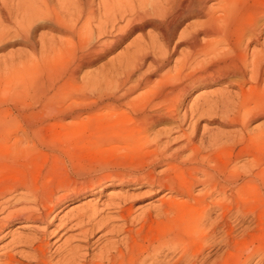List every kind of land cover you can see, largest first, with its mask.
<instances>
[{"label":"bare ground","instance_id":"1","mask_svg":"<svg viewBox=\"0 0 264 264\" xmlns=\"http://www.w3.org/2000/svg\"><path fill=\"white\" fill-rule=\"evenodd\" d=\"M0 4L3 20L14 24L13 37L19 36L20 41L35 52L33 59L40 58L41 64L60 63L62 68L66 64L61 61L69 64L62 82L50 71L48 85L41 81L46 75L43 79L31 77L32 81L37 80H34L35 84L41 83L35 85L31 81L36 88L55 87L52 92H41L43 100L40 96L35 97V100L41 99V103L37 110L30 109L31 104L29 109L32 111L28 109L27 112L30 117L20 111L19 115L27 114L25 117L31 119H35V114L56 115L61 121L67 116L78 118L80 108L67 109L73 104L72 100H68L70 103L65 107L63 104L64 97L67 99L70 95L71 99L70 93L76 85L67 88L65 84L77 83L83 67L104 57L136 30L152 26L158 32L157 35L148 33L146 40L137 36L125 46L122 54L116 56V61L115 58L109 60L110 67L106 72L100 70L99 77H87L85 81L81 80L82 86L77 84L84 88V91L78 90L81 93L77 95L80 96L77 103H87L90 114L104 110L96 112L99 118L93 133L96 144L112 149L123 147L139 159L143 154H151L149 159L146 156L148 161L141 160L146 158L142 156L140 164L130 167L106 166L103 167L107 169L105 172L73 184L38 179L35 182L23 179L0 183V234L16 221L31 227L33 234L45 236L46 230L38 227L49 224L52 212L60 204L77 200L84 194H96L111 185H145V193L150 192L149 195L165 191L155 199L156 204H146L135 215L133 195H109L104 207L115 209L114 217L102 215V210L88 199L81 206L72 208L71 216L55 227L59 231L68 225L69 230L74 228L76 232L71 237L78 238L82 245H69L64 240L53 251V259L44 237L18 236L11 243L16 246L26 244L30 252L3 251L0 264H227L224 253L229 251H218L221 246L227 250L236 241L243 242L242 237L238 239L239 235L246 239V236L263 234L264 0H0ZM194 17L200 20H191ZM1 24L0 21V28ZM182 24L184 26L178 31ZM9 34L0 29V41L8 40ZM181 44L187 48L182 57L172 68L169 66L161 72L159 79L151 85L150 75L160 71ZM146 58H150L148 67H152V71H141ZM57 66L54 65L60 69ZM20 70L15 71L17 77L19 73L27 72ZM25 78L21 77L23 82ZM213 84L225 87L209 94L201 91L189 105L180 109L190 91ZM233 86L236 90L232 92L228 88ZM23 89L20 93L15 86L14 92L10 91L13 95L18 91L19 95L24 94L26 89ZM138 90L141 91L137 94ZM74 93L73 96L77 94ZM59 96L63 106L58 102ZM72 99L76 100L75 97ZM187 118L195 120L191 122ZM31 119H26L27 127L20 126L26 137L30 135L36 141L40 132L45 131V125L38 118L37 121L44 125L40 128L41 123ZM202 119L217 121L228 131L216 132L202 126L203 131L197 138V127ZM186 121L191 128L188 133L183 129ZM255 122L259 123L252 125ZM56 124L60 126V123ZM163 124L167 127L156 128ZM171 133H180L173 137L179 139L175 146L169 139ZM206 133L209 136L205 138ZM25 136L22 139L28 140ZM26 140L23 142L27 143ZM66 140H71L68 133L63 134V141ZM149 147L152 150L148 149V154L144 148ZM158 167L161 169L157 170ZM173 193L178 198L167 196ZM215 210L217 214L213 218L211 212ZM115 218L120 220V225L113 224ZM236 228L239 229L234 232ZM97 234L100 235L93 240ZM258 238L256 243H260L257 246L262 250L258 255L259 250H255L257 257L253 264L264 263V243L260 241L264 236ZM98 241L100 243L90 249ZM250 241L244 240V246ZM236 243L239 246V242ZM229 253L231 259H226L232 264ZM251 254L243 255L242 259L234 256L240 259L238 264H248Z\"/></svg>","mask_w":264,"mask_h":264},{"label":"rangeland","instance_id":"2","mask_svg":"<svg viewBox=\"0 0 264 264\" xmlns=\"http://www.w3.org/2000/svg\"><path fill=\"white\" fill-rule=\"evenodd\" d=\"M0 6H1V4H0ZM0 17H1L0 21L2 23L1 24L2 27L0 28L1 31H4V33H7L9 31L10 34L7 36H9V37L12 36L11 40L9 37H7L6 39H8V40L0 41V46H1L0 47V60L2 61V62L0 61V111H1L0 114H3V115H0V117H1L0 121L2 122V123L0 122V125H1L0 136L5 133L4 135H2L5 137H3V138H2V136L0 137V183L21 181L23 179H29L33 182H35V180L36 181L44 180L46 182L63 181L64 183L66 182V183H72L73 184L75 181H77V182L81 181V180L86 179L87 177H89L93 174H99L100 172L107 170V169H103V167L106 168V166L109 168L114 167V166H116V167H119V166L120 167H122V166L130 167V165H133V164H140V159L142 158V156H144V154L139 159V158H136L135 156H133L127 149H125L123 147H116V148L112 149V148H109L107 146L101 145L99 143L96 144L97 141L95 139H93V133H95V129L99 124V118H98V114L96 112L100 113V112H104V110H95L90 114L89 111L87 112V110H88L86 108L87 103L86 104L85 103H83V104L77 103L76 101H78L80 99V96H77V95L81 93L80 91H79L80 92L79 93L78 90L84 91V88L83 89H82V87L80 88L79 86H77V84L82 86L83 82L81 83V80L83 79V81H85L87 79V77L88 78H91V77L94 78V75H95V77H99V75H101L102 72H106L107 68L110 67L109 60L111 59L110 60V62H111L115 58V61H116V59H117L116 56L123 53L122 51H124L125 46L130 41H132L137 36H141L146 40L148 33L153 34V35H157L158 34L157 30L155 28H153L152 26H145L142 30H136L135 32L128 35L127 38L123 42L118 44L111 52L106 54L104 57L100 58L99 60H97L96 62H94L93 64H91L89 66L83 67L80 70V74L77 78V83L65 84V86H67V88H71V85H74V86L76 85L75 86L76 88H74V86H73L72 90L74 88V90L77 94L74 93V90L72 91L70 89L72 92L71 91H69V92H71L70 94L72 97H71V99L69 97L70 95L67 96L68 97L67 99H66V97H64L63 98V101H64L63 104L65 103L64 104V107H65V105L66 104L68 105V103H70L69 101L72 100L73 104L71 103V105H69V107H67V109H75L76 110L77 108H80V110L77 109V110H79V117L78 118L73 119V118L67 116L68 119L65 117L64 120L61 121V120H58V118H57L58 116H56V115L53 116V115L35 114L34 115L35 119L34 118L31 119L32 117L26 118L28 116L30 117V114H29L30 112L29 113H27V112H28V109L30 108L31 104L33 106H31L30 109L37 110L40 107V103H41L40 101L42 99L41 95H43L42 91L52 92L55 90L54 89L55 87L49 88L47 90V88H48L47 87V85H48L47 76L49 74L48 71L52 72L56 76L54 78L57 81H59V78H60L59 82H62L63 80L61 81V79L62 78L64 79V77L66 76L65 75L67 72L66 68H68L69 64H67L66 61H61V63L64 62L66 64V65H64V66H66V67H64L65 68L64 69V68H62L63 65L61 66L60 63H56V64L53 63L56 66H57V64H59L58 66H60V69H62V70L64 69V71H62V70L54 67V65L51 64V62L50 63L44 62L43 64H41L40 61H42V60L40 58H38L36 54H35V56H36L35 58H38V60L33 59L35 52L32 51L28 45L23 44V42L20 41L19 36H16L15 37L16 39L13 37V30H14L13 22L3 20L2 16H1V12H0ZM194 19H196V18L195 17L191 18V20H194ZM197 20H200V19H196V21ZM183 26H184V24H182L178 28V31H180V29H182ZM8 27H10V28H8ZM7 28H8V30H7ZM11 31H12V33H11ZM37 32H40V31L37 30ZM12 38H14V39H12ZM174 39L172 41H170V43H171L169 46L170 49L173 46V42L175 41ZM253 46L254 45L252 44L251 47H253ZM186 50H187V48L185 47V45L181 44L180 46H178L177 49L174 50L175 52H173L171 54L169 62H167V64L160 71L150 75V78L152 79L151 85H153L159 79V75L161 72H163L165 69L169 68V66H170V68H172L173 65L175 64V61L179 60V58L182 57V54H183L182 52H185ZM5 57H7L9 59L11 57V59L9 61H7V59ZM4 58L6 59V60H4V61H6V63L3 61ZM16 58H17V60H16ZM25 58H26V60H25L26 63L24 62ZM11 60H12V62H11ZM33 60H35L36 62ZM149 61H150V58H146V60L144 62V66L142 67L141 71H145V70L146 71H152L153 70L152 67L151 68H149L150 66L148 67ZM53 62H59V61H53ZM35 63L39 65V67H38V65H36V67H38V68L35 67ZM48 63L51 65H49ZM3 64H5V66H3ZM11 64H13V65L11 66ZM9 65L11 67L10 69H9ZM33 67L35 68V70H33ZM16 68L18 70L23 69L24 73L26 70L27 74L26 73L24 74V75H26L25 76L26 78L24 77V75H21V73H19L18 77H17L15 73L18 70ZM40 68H41V72H40ZM44 68L46 69V71ZM42 71H43V73H42ZM98 71H100L101 73L100 72L98 73ZM88 74H89V76H88ZM57 75H59V77ZM22 76H23V78H25L24 82L21 79ZM35 76L39 77L40 79H43V77L45 76L46 78H44L41 81L44 85H45V83L43 81H45L47 85L45 87L43 86V88L39 87V86H37V88H36L35 85L38 83L39 84H41V83L38 81L35 84V81H37L35 79L36 78ZM31 77H35L34 78L35 81L34 80L32 81ZM31 81L35 85H33L31 83ZM20 84L22 85L21 88L19 86ZM42 85H40V86H42ZM15 86H16L17 90H21L20 93L23 92L22 91L23 88L26 89V91L23 89L24 94L18 95L19 92L17 91L18 93L15 92L14 93L15 95H13V92L15 91V89L13 91V88H15ZM222 87H225V86L223 84H213L211 86H207V87H201L200 86V87L193 89L187 95L186 99L184 97L183 104H181L180 109L182 108V106L184 107L185 105H189V102L192 99H194L195 96L197 94H199L201 91H204L203 93L209 94L212 91L222 89ZM3 89H5L8 92L3 91ZM63 89L66 90V87H63ZM228 89L233 92L234 90H236V87L233 86V87H230ZM10 90H12L13 92ZM68 90L69 89H67V91ZM140 91L141 90H138L136 93L138 94ZM35 92H37V94ZM72 93H74V95L75 94L76 95L73 96ZM136 93L134 95H136ZM39 96L41 99L37 100V98H36V100H35V97H39ZM74 97L76 98V100L72 99ZM58 98L60 100L58 102L59 103L61 102V106H63L62 100L60 99V96ZM36 101H38V102H36ZM34 102H36V103H34ZM76 103H77V105H76ZM83 105H84V107H82ZM70 106L72 108H70ZM19 108H23L24 110L23 109L20 110ZM18 109H19V111H18ZM30 109H29V111H32ZM20 111H21V113L26 112L28 114V116H27V114L19 115ZM4 115H6V117ZM22 115L24 116L25 120H23L24 118H22L23 117ZM15 117L16 118L20 117V118L15 119ZM47 117H49V118H47ZM7 118H8V120H7ZM38 118H40L42 120H40ZM26 119L27 120L31 119L34 121L40 120L45 126H47V127H45L44 125H42L41 122L37 121V124L41 123V125H42V126L39 125L40 128L41 127L43 128V126H44L43 129H45V131L40 132L41 136L39 135L40 137H37V138H39L38 140L33 141V140H35V137H30V135L28 137H26L24 135L25 131H23L24 128H22V126L27 127L25 125V123L27 121ZM187 119L191 120V122H193L195 120L194 118H187ZM4 120H7V121H4ZM3 122H5V123L3 124ZM55 122L58 124L60 123V126L57 125ZM62 122H63L62 125H64L63 127H61ZM17 123H20V124H17ZM256 123H259V122H255L252 125H255ZM21 124H23V125L20 126ZM49 124H51V127ZM54 124H56V125H54ZM188 125H189V121H186V123L183 125V129L186 132L187 131L190 132V130H191L190 126H188ZM202 126L209 129V130H214L216 132H218V131L223 132L227 129L226 127L219 125L217 123V121L207 122V119H202L199 121V124L197 127V134H198L197 138H198L199 134L203 131ZM161 127L165 128L167 126H166V124H163V125L157 126L156 128L161 129ZM2 128H3V130H2ZM11 128H12V131H10ZM18 130H21V131H18ZM39 130H42V129H39ZM1 131H3V133ZM214 131H211V132H214ZM226 131H228V130H226ZM21 132H22V134L19 135V133H21ZM44 132H45L44 135H45L46 139L42 136ZM89 132H91V133H89ZM15 133H16V137H15ZM65 133L69 134L71 140H69V141L66 140L65 142L63 141V134H65ZM10 134H12V136L9 137L8 135H10ZM76 134H78V135H76ZM89 134H92V135L89 136ZM178 134H180V133H171L169 135V139H171V143L174 146L179 143V139L174 140V138H173V137L179 136ZM21 135L25 136L24 138H29V139L23 140L22 139L23 137ZM208 136H209V134H207V133H206V135L204 134L205 138ZM42 137L45 139L46 142H44ZM18 138H19V140H22V141L21 142L18 141ZM32 138H33V140H32ZM6 139H8V140H6ZM9 140H11V141L9 142ZM25 140H26V142L27 141L28 142L27 143L23 142ZM15 141H18V142H15ZM198 141L199 140L197 139V142ZM11 142H13V143L11 144ZM33 142L35 144H33ZM146 147H148V145H146ZM150 148H152V147L144 148V152L148 153L150 150H152ZM148 149H150V150H148ZM150 153H152V152H150ZM150 155H148V156L151 157ZM146 156H147V154H146ZM146 156H144V157H146ZM147 157L145 159L142 158L141 160L148 161L149 157H148V159H147ZM96 169H98V170H96ZM156 169L160 170L161 168L158 167ZM31 171H33V172H31ZM92 171H94V172H92ZM1 177H3V178H1ZM33 178H35V179H33ZM146 190H147V187L145 185H140V186L129 185L128 186V185L116 184V185L108 186L103 191L97 192L96 194H90V195L84 194L81 197H79L77 200L70 201L67 204L62 203V204H60V206L55 208L54 211L52 212V214L49 218V219H51L49 224H40V226L38 227V229L46 230L45 236L33 234V230L31 227L22 226V224H20V222H16V221L12 222L8 226H6L3 230V232L0 234V236L2 235V237L0 238V253L3 251H9V252L13 253V252L19 251V250L23 251V253H25V254L29 253L30 248L27 247L26 244H19L16 246L14 244V242L11 243V241H12V239H17L18 236L33 238L36 235L38 237L39 236L44 237V240L47 242L46 245H47V248L49 250V254H51V258H53L55 256L53 251L58 246H60L64 240H67L69 245H82L83 244L82 242H80V240H78V238L71 237L75 234L76 231L74 230V228H73V230L72 229L69 230V228H67V227H69V225L66 226L62 231L56 230V228H55L60 221H66L67 217L71 216L70 211L72 208H76L78 206H81V204H83L85 201L88 202V199H90V203L95 204L97 209L102 210V215L114 217V215H115L114 210L115 209L110 208V207H104V204H106V202L108 201L109 195L110 194H120V195L127 194L128 196L133 195L132 196V198L134 199L133 200V202H134L133 215H135L136 213H138V210L140 208L144 207L146 204H148V203L156 204L157 200H155V199H157L158 197L162 196L165 193V191H159L157 194L149 195L147 193H150V192L145 193ZM136 196H138V197H136ZM167 196H171L173 198H178V196L175 193L170 194V195L168 194ZM115 201H118V200H115ZM216 214H217L216 210H215V212L214 211L211 212V216L213 218L216 217ZM116 219H118V218H115L113 220V224L114 225H120V223H121L120 220H116ZM238 229L239 228H236L234 232H236ZM262 229H263L262 235L264 236V228H262ZM51 230L53 231L52 233L50 232ZM99 235L100 234H97L93 238V240H95ZM262 235L256 236L257 238L255 236H246L247 237L246 239H245V236H244V238H243V236H240V235H239L240 237L237 236L238 239H240L242 237L241 239L243 240V242H244V240H245V242L246 241L249 242L250 240H248V239H251L252 241H250L249 244L246 243V246L248 245L249 247H251V246L253 247V249H251L252 247L250 248L251 250L249 249V247L246 248V246H244L245 242L243 243L240 240V241H236V242H239L240 247L237 245L238 243L235 242L236 245L233 243V245H234L233 247L229 246L226 250V249H223L225 246H221L218 251L224 250L226 252H228V251L231 252L232 261L234 262L235 260H237L234 263L232 262V264H235V263L238 264V261H240V259L243 258V255L245 256V255L249 254V252H250V254L252 253L251 254L252 256L250 259L251 261L249 260L248 264H253L255 262V258L257 257V255L261 254L260 251L262 249L260 248L261 246H257V244H260V243H256V242H259V241H256V239L259 240L258 237L262 238ZM252 238H255V240L253 241ZM262 240H263V242H262ZM100 241H98L93 246H91L90 249L97 246V244L100 243ZM260 241H261V244L264 243V238H262ZM240 242H242L243 246L241 245ZM254 242L256 243V246H255ZM4 246H7V247L4 248ZM237 246H238V249L240 248V250L237 249ZM241 246H242V248H246V249H242ZM257 249L259 250V252ZM245 250H248V251L246 252ZM255 250H257V252H258V253H256L257 255L254 253ZM240 251H242V253ZM262 252L264 253V251H262ZM228 253H224V256H226L225 260H226L227 264H231V262H229L226 259V258H228V259L230 258V257H228L230 255V253H229V255H228ZM253 253L255 254V256ZM234 254H236V256L239 257L240 259L239 258L236 259L235 258L236 256H234ZM238 255H240V256H238ZM213 257H214V254L211 255L210 259H212ZM262 264H264V263H262Z\"/></svg>","mask_w":264,"mask_h":264}]
</instances>
